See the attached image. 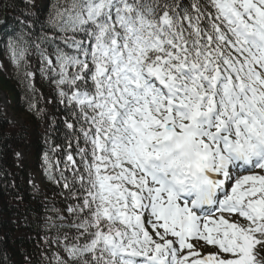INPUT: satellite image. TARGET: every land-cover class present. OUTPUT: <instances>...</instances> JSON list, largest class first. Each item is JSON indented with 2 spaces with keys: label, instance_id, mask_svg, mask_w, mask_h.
I'll return each instance as SVG.
<instances>
[{
  "label": "snow or ice",
  "instance_id": "obj_1",
  "mask_svg": "<svg viewBox=\"0 0 264 264\" xmlns=\"http://www.w3.org/2000/svg\"><path fill=\"white\" fill-rule=\"evenodd\" d=\"M4 48L33 96L35 57L62 106L47 264H256L264 0H56Z\"/></svg>",
  "mask_w": 264,
  "mask_h": 264
},
{
  "label": "trees",
  "instance_id": "obj_2",
  "mask_svg": "<svg viewBox=\"0 0 264 264\" xmlns=\"http://www.w3.org/2000/svg\"><path fill=\"white\" fill-rule=\"evenodd\" d=\"M55 2L0 0V22L5 20L0 26V91L8 103L7 112L0 107V264H26V257L30 264H47L42 255L45 218L52 215L53 208L62 211L67 207V193L61 195V186L46 173V153L53 163L63 160L62 156L53 155L49 147L63 143L64 131L62 106L54 101V85L39 75L37 60L31 58L32 70L37 72L33 96L17 77L4 48L6 32L16 27L18 21L28 22L33 14L46 16ZM32 102L44 109L43 118L28 111ZM9 113L22 123L11 124ZM21 152L25 160L17 157ZM53 175L59 177V171L54 170ZM33 176L40 179L43 194L31 185ZM262 259L264 262V252Z\"/></svg>",
  "mask_w": 264,
  "mask_h": 264
},
{
  "label": "rangeland",
  "instance_id": "obj_3",
  "mask_svg": "<svg viewBox=\"0 0 264 264\" xmlns=\"http://www.w3.org/2000/svg\"><path fill=\"white\" fill-rule=\"evenodd\" d=\"M0 106L3 108V109H6V100H5V96H4V94L0 91ZM8 119H9V121H10V123L11 124H15V125H19V124H21L22 123V121L20 120V119H18V118H16L14 115H12V114H8ZM19 158L21 159V160H25L26 159V157H25V155L23 154V152L22 153H20V155H19ZM39 178H38V176H33L32 178H31V183L33 184V186H34V188L39 192V193H43L42 192V189L40 188V183H39Z\"/></svg>",
  "mask_w": 264,
  "mask_h": 264
}]
</instances>
